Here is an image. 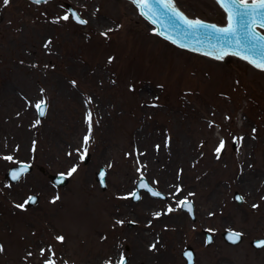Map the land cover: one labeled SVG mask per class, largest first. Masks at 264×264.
<instances>
[{"label":"rangeland","instance_id":"rangeland-1","mask_svg":"<svg viewBox=\"0 0 264 264\" xmlns=\"http://www.w3.org/2000/svg\"><path fill=\"white\" fill-rule=\"evenodd\" d=\"M175 1L190 17L226 22L215 0ZM0 92V264H119L121 255L127 264H186V246L195 264H264V247L251 244L264 237V70L176 46L131 0H0ZM21 161L32 171L10 182L5 173ZM51 173L69 183L55 186ZM142 176L166 196L132 200ZM31 194L39 199L29 205ZM184 199L195 219L178 207ZM169 207L188 230L174 241L173 263L147 249L166 238L149 233L148 211ZM227 229L243 240L228 243Z\"/></svg>","mask_w":264,"mask_h":264},{"label":"snow or ice","instance_id":"snow-or-ice-1","mask_svg":"<svg viewBox=\"0 0 264 264\" xmlns=\"http://www.w3.org/2000/svg\"><path fill=\"white\" fill-rule=\"evenodd\" d=\"M35 2L37 4L42 2L47 3V0H35ZM132 2L137 5L141 15L146 16L148 19L152 20L153 23H156V20L153 18L155 13L150 0H132ZM217 2L227 14V25L224 27L206 24L205 22L198 19H189L175 6L174 0H155L156 4L162 5L163 8L167 9L174 18H178V21H182L183 25L187 26L189 31H205L211 29L215 38L223 40L225 43H231L235 45L237 48V51L233 53L235 55H240L242 51L255 54L259 50V56L245 54L243 55V59L253 64L256 68L264 70V35H260L257 32V27L264 28V0H217ZM3 3L8 4L10 3V0H3ZM61 19L68 20L69 16L65 15ZM77 20L81 24L87 23V21L79 19L78 17ZM167 38L173 39L171 36ZM173 43H176L174 39ZM180 46L185 47L186 45L181 44ZM45 47H47V45H45ZM217 51L218 54L215 57L216 59H223L224 56L228 55V51L224 48H221ZM205 54L212 55L211 52ZM35 107L41 115L44 114V108L46 105L38 102ZM91 115V113H88L87 118L89 122V133H91ZM88 141L89 136H85L84 144L87 145ZM223 148L224 142L221 141L220 145L216 149L217 153H219ZM84 153L86 155L87 148L84 149ZM83 158L84 156H81V159ZM5 159L12 160L13 158L8 156L5 157ZM25 170L26 168L13 171L11 173L12 179L19 180ZM76 171V167H73L70 169L68 175H72ZM100 176L103 179L104 173L101 172ZM139 187L146 189L152 196L158 197L161 195L159 192L153 191L151 188H149L147 183L142 182ZM131 195L134 198H139L136 192H133ZM58 198L59 197H56V199ZM180 206L190 209V205L186 201H180L178 207ZM17 207H23V205H17ZM167 211L170 213L173 211V209L169 207ZM155 215H159V213ZM58 239L63 240V237H58ZM238 239L239 233L234 234L233 242ZM152 247L154 248L155 245ZM258 247H264V242H261ZM187 255L189 260H191V254ZM46 264H54V261L50 260L46 262ZM119 264H126V260L122 255L120 257Z\"/></svg>","mask_w":264,"mask_h":264},{"label":"water","instance_id":"water-1","mask_svg":"<svg viewBox=\"0 0 264 264\" xmlns=\"http://www.w3.org/2000/svg\"><path fill=\"white\" fill-rule=\"evenodd\" d=\"M31 1L35 2V0H31ZM47 1H50V0H47ZM150 2L152 3V7L154 9L155 15H154L153 18L156 20V23H153L152 20L148 19L146 16H144V15L143 16L155 27V31H156L157 34H159L160 36L166 38L167 40H169L171 42H173V39H174L176 41V43H174V44H176L177 46H180L181 44H183V45H186V46L182 47V48H186L188 50H191V51H194V52H197V53H200V54H204V55H206L205 53L211 52L212 55H207V56H210V57H213V58H215L216 55L218 54L217 50H219L221 48L226 49L228 51V55H234V56H237V57L242 58V59H243V55H245V54L255 55V56H259V54H260V51L258 50L255 54H253L251 52L242 51L240 55H235L233 53L237 51L236 46L231 44V43H225L223 40L215 38V36L212 34V30L211 29H208V30H205V31H189L187 29V26L183 25L182 21H178V18H174L168 12L167 9L163 8L162 5L156 4L155 0H150ZM174 3H175V6L186 17H188L189 19H192V20L198 19V20H201V21L205 22L206 24L216 25L217 27H224V26L227 25V23L224 24V25H221V24H218L216 22L203 20L204 18H202V19L191 18L177 5L175 0H174ZM65 5H66L68 11L70 12L72 18L74 19V21L79 23L78 20H77V17L79 19H82V20L86 21V19L83 18L80 15L79 11L70 2H66ZM226 18H227V14H226ZM257 32L260 35H264V28L257 27ZM161 33H163V34H161ZM169 36H171L173 39H168L167 37H169ZM228 55H226V56H228ZM226 56H224V58ZM41 103L43 105H46V107L44 108V114L41 115L38 110H37V112H38L39 117H44L46 115V113H47V102L43 101ZM89 158H90V154L88 153L86 155L84 161L87 162L89 160ZM25 168H26V170L23 172L22 176H24L25 174L31 172L32 169H33V166L29 162L21 161V162L15 164V165H12L11 167H9V169L5 173V177L10 182H17L18 180H13L12 179L11 173L13 171H15V170H20V169H25ZM101 172L104 173L103 179L100 176ZM107 174H108V172H107V169H106L105 166H101L100 169L96 172V179L100 183V185H101V187L103 189L107 188ZM50 178H51L53 184L58 186V187L67 185L69 183V180H70L69 176L67 174H65V173H52V174H50ZM142 182L143 183H147L149 188H151L153 191L159 192L161 195L158 196V197H163L164 198L166 196L163 191L157 189L154 185H152L145 176H142V177H140L137 180L136 188L133 190V192H136L138 194L139 198H134L132 196L133 200H135V201L139 200L140 197H141V192L142 191L148 192L146 189H142V188L139 187V185ZM234 198L239 203L243 202V197L238 191L234 192ZM38 199H39V195L38 194H31L27 198V203L29 205L35 204L38 201ZM184 201H186L190 205V209H186L183 206H182V208L187 210L189 212L190 216L193 219H195V204H194V202L191 201V200H188V199H185ZM129 225H133V222H129ZM236 233H239V239L236 240L235 242H233L234 234H236ZM222 234H223V237L225 238V240L228 243H231V244H237V243H239V242H241L243 240V235L239 231L227 229ZM206 236H207V244H210L213 241V235L210 232L207 231L206 232ZM230 237H232V238H230ZM261 242H264V237L255 238V239L251 240V244L254 247H256V248H262V247H258V245ZM0 249H2L1 242H0ZM1 251L2 250H0V253H1ZM182 254L186 258V264H195V251H194V249L191 246H186L184 248ZM187 254H191V260H189ZM124 258H125L126 264H127L128 257L125 256Z\"/></svg>","mask_w":264,"mask_h":264},{"label":"bare ground","instance_id":"bare-ground-1","mask_svg":"<svg viewBox=\"0 0 264 264\" xmlns=\"http://www.w3.org/2000/svg\"><path fill=\"white\" fill-rule=\"evenodd\" d=\"M4 59H7V56L4 54ZM148 88L146 87L144 89V92H146ZM1 95V92H0ZM245 134V133H244ZM252 132L246 133L247 137L244 138V145L247 147L248 145L251 144V138L250 136L252 135ZM253 171V170H251ZM251 171H248V174L251 173ZM246 173V172H245ZM239 182H241L243 187H247L250 184V180L247 177H243ZM226 208V207H225ZM159 213V215H155ZM226 214H231L230 211H225ZM149 215V233L150 234H155L156 233H164L166 238L163 244H156V243H147V249L150 251L149 254L154 256V258L159 257V260L164 259L166 260V254L169 255L168 260L170 262H174L177 259L176 252L174 250V241L176 237L182 236L183 234H187L188 230L187 228L184 227L182 224V221L179 220V215L176 213L174 210L172 212H168L167 210H157V209H152L148 211ZM213 216L215 217L216 221H219V217L216 213L213 212ZM177 220L180 221L177 222ZM167 223H171V226H167ZM146 234L142 235L143 238H146ZM155 245L153 248L152 246ZM85 248L78 249L77 252L84 256V258L87 257V255H84ZM146 254H148V251H144ZM142 261H140L141 263ZM166 262V261H165ZM154 264V263H152Z\"/></svg>","mask_w":264,"mask_h":264}]
</instances>
